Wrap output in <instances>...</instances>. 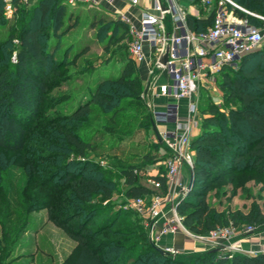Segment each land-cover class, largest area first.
I'll use <instances>...</instances> for the list:
<instances>
[{"label": "trees", "instance_id": "16d2710c", "mask_svg": "<svg viewBox=\"0 0 264 264\" xmlns=\"http://www.w3.org/2000/svg\"><path fill=\"white\" fill-rule=\"evenodd\" d=\"M0 1L5 7L3 1ZM233 1L251 12L264 14V0ZM66 14L65 0H37L29 7L17 6L13 17L15 24L22 22L21 39L18 40L15 66L0 67V153L7 156H19L25 163L26 158L29 157L32 136L40 125L38 120L40 108L51 89L50 83H57L60 79L58 77L61 75V69L66 65L67 55L72 49L68 48L64 52L61 63L55 64V51L58 48L54 52H48L42 43V38L56 40L60 34H66L79 25L77 18L74 24L64 30L65 21L70 13L65 19ZM238 15L244 16L241 12H238ZM36 18H38L37 23H35ZM251 21L256 23L255 19ZM101 23L102 21L99 25ZM211 23L212 18L188 17L189 27L196 32L206 30ZM99 27L98 40L103 38V30L111 29L107 44L116 47L131 33L127 24L118 21L102 23ZM120 29L123 34L115 37L114 34ZM14 38L15 35L12 34L11 40ZM117 49L120 56L119 62L123 64L121 75L115 79L102 80L95 89H91L93 90L91 95L89 93L83 96L84 101L82 98L78 99L73 112L60 118L65 121L64 123L52 122L50 139L53 144L48 148L54 149L55 152L45 159L54 164L53 168H49L51 171L48 174H43L45 178L44 180L41 178L42 181L39 182L36 199H41L44 191L49 190L45 195L47 200L43 202L48 209L49 219L79 246L80 252L74 264H126L128 262L199 264L200 259L196 262L183 261L178 256L162 255L152 243L147 242L144 236H139L137 242L140 241V244L131 245V250L119 254L121 255L119 258L118 256L107 258L105 251L112 250L113 243H116L115 249L118 252L124 251L128 246V243L120 240L111 242L108 235L128 237L135 234H123L113 230L114 225L120 221V215L116 212L104 216L110 211L109 208L95 204L98 196L108 199L112 195V191L106 187L107 183L112 182L110 178L112 174L107 172L109 176L105 180H99L93 174L86 175L85 173L90 169L89 162L79 163L81 165L79 171L71 172L73 162L69 160L68 155L73 154L75 157L84 158L88 151L95 150L91 142L81 138L75 132L77 129L93 130L97 120L104 133L115 136L120 130L117 128L123 127L126 129L124 134L127 136L131 131V125L124 121L138 120L137 115L127 113V110L144 104L142 82L134 62L126 53V48L122 51L119 47ZM78 56L79 54L73 57L70 62L72 65L76 63ZM262 66H264V47L244 57L238 70L224 69L218 75L223 81L222 88L229 92L231 101L239 105V108L222 114L218 111V107L210 102L202 114L201 132L192 140L191 147L196 154L193 170L195 188L188 192L187 199L185 198L178 206L183 225L192 232L206 233L216 229L217 225L220 228L229 224L225 216L219 214L216 216L209 207L207 193L213 186L227 181L230 177L233 184H237L244 178L251 180L254 176L264 182V82L257 81L264 79ZM67 77L69 76L63 75L61 79ZM216 80L218 81V77ZM141 119L145 121L140 126L144 131L153 128L148 116ZM225 123L231 129L230 136L222 128ZM244 126L247 127L251 136H247ZM158 147L161 146L159 144L155 146L157 149ZM146 159L149 160L150 157ZM32 160L30 159L31 164ZM29 167L32 173L31 182H33L38 179L39 172L36 166ZM138 171L139 168L136 166L123 171V177L129 188L127 196L131 199L152 194L148 186L140 183L141 177ZM60 178L65 180L68 192L58 197L56 195L62 186L55 184L50 188V184ZM153 179L160 181L163 191H167L165 175ZM100 216L103 218L96 223L94 218ZM233 219H236L234 215ZM244 219L254 226L264 227V213L260 207H255ZM100 235L104 237L100 238ZM0 250V264H7L5 260L11 257L9 245H6L3 251L0 247ZM208 255L210 257L206 260L208 264H264V252L255 255L238 253L232 259L222 252Z\"/></svg>", "mask_w": 264, "mask_h": 264}, {"label": "rangeland", "instance_id": "374dc122", "mask_svg": "<svg viewBox=\"0 0 264 264\" xmlns=\"http://www.w3.org/2000/svg\"><path fill=\"white\" fill-rule=\"evenodd\" d=\"M3 7L0 1V67L8 65L12 68L15 66V56L19 46L18 40L21 39L22 22L15 24L13 18H7L5 7ZM71 11L83 15L80 24L72 32L60 34L56 40L42 38V43L48 52H54L58 48L55 51V64L57 62L61 63L64 52L68 48L72 49L67 55L66 65L61 69V75L58 77L60 79H58L57 83H50L51 89L46 95L45 103L40 108L38 117L40 125L32 136L29 157L26 158L28 161L25 159V163L19 156H7L0 153V247L3 251L6 245H9L11 257L5 260L7 264L75 263L80 252L78 244L49 219L48 209L44 206L43 202L47 200L45 195L49 190L44 191V196L41 199H36L39 182L45 178L43 174H48L51 171L49 168H53L52 165L54 164L45 159L55 152L54 149L48 148V146L53 144L50 139L51 124L54 121L64 123L65 121L60 120V118L73 112L79 101L78 99L82 98V101H84L83 96L89 93L91 95L93 91L91 89H95L102 80L115 79L120 76L123 64L119 62L120 56L117 48H121V51L126 48V53L130 57L129 47L135 40L130 33L124 41H121L118 47L108 45L107 38L108 34H111V29L109 31L105 29L102 31L103 38L97 42L96 32H98L99 26L102 23L110 22L111 17L101 10L89 8L87 4H84V6H76L75 4L67 6V14ZM100 21L102 23L99 25ZM37 22L38 18H36L35 23ZM65 22L66 28L64 30L73 23V20L69 23L68 19H66ZM90 22H93L91 26ZM95 25L97 26L96 29L95 27L93 28ZM90 29L95 30L92 31ZM122 32L117 31L114 36L119 37L123 34ZM12 34L15 35L14 40H11ZM81 52L84 53L81 54ZM78 54L76 63L72 65L70 63L71 60ZM262 70H264V66H262ZM63 75H68L69 77L61 79ZM257 81L264 82V79L261 78ZM222 83L221 77L218 76V81L216 80L215 83L200 87L196 96L199 106L197 117L199 119L202 118L203 111L210 102L217 106L218 111L222 114L223 112L228 113L230 110L239 108V105L231 101L229 92L222 88ZM142 93L144 104L127 110V113L138 117V120L128 119L124 121L126 124L131 125V131L127 136L124 134L126 129L123 127L117 128L120 129L117 134L122 135V137H118L119 135L117 136V134L115 136L106 134L100 129V122L93 119L96 120L93 130L80 128L75 132L81 138L91 142L95 150L88 151L84 158L75 157L73 154L68 155L69 160L73 162L72 173L79 171V168H81L79 163L86 162L90 164V169L85 173L86 175L93 174L99 180H105L109 176L107 172H111L112 176L110 178L112 182L107 183L106 187L112 191V195L108 199L98 196L95 199V204H100L103 208H109L110 211L104 216L116 212L120 215V221L114 225L113 230L123 234L135 233L128 237L108 235L111 242L120 240L128 243V246L124 251L118 252L115 249L116 243H113V249L105 251L107 258L116 256L119 258L121 256L119 254L129 252L131 245L140 244V241L137 242L139 236L146 237L147 242L152 243L155 247L162 249L166 247L162 241L158 242V244L153 242L150 221L139 215H133L124 209V206L131 201V198L127 196L129 188L126 179L123 177V171L131 166L138 167V174L141 177L140 183L150 187L148 182L150 179L166 175L168 171L166 164L172 158V154L157 139L153 128L144 131L140 127L145 122L141 118L145 116L150 119L152 127L153 122L156 123L153 119L154 111H151L149 104L147 105L143 85ZM96 117L99 118L97 115ZM222 128L230 136L231 129L229 125L225 123ZM244 130L247 136H251L246 126H244ZM195 138L196 133H192V140ZM158 144L161 147L157 149L155 146ZM147 157H150V159L147 160ZM30 159H33L32 164ZM30 165L36 166L39 172L38 179L33 180V182H31ZM184 174L183 183L189 184L191 177L189 170H185ZM64 181L61 178L55 179L50 184V188L55 184L62 186L56 195L58 197H61L64 192H68V186ZM194 188L195 184L188 192ZM185 198L187 199V195ZM34 199L35 201L33 202ZM148 200L149 198L147 203H149ZM207 202L216 216L219 214L229 220V224L223 225L224 227L232 226L236 229V242L239 243L244 254L251 255V253L264 252V227L254 226L244 219L251 214L255 207H260L264 213L263 180L254 176L251 180L244 178L237 184H233L230 177L227 181L216 184L211 188L207 193ZM233 215L236 219H233ZM102 218L103 216H100L94 218V220L97 223ZM249 226L253 227V231L250 234H244V229ZM208 232L203 234L192 233L206 235ZM156 235L155 233L154 237ZM102 237L104 235H100V238ZM169 238L172 239V244L176 248H179L178 245H182L180 247L182 253L178 255V258L183 261L193 260V262H196L200 259L201 261H198L199 264H208L209 262L206 260H208L209 253L218 254V252H221L218 251L217 247L194 242V240L183 233L169 236ZM141 241L143 242V240ZM126 264L133 263L128 262ZM139 264H143V262Z\"/></svg>", "mask_w": 264, "mask_h": 264}, {"label": "built area", "instance_id": "2783aa9c", "mask_svg": "<svg viewBox=\"0 0 264 264\" xmlns=\"http://www.w3.org/2000/svg\"><path fill=\"white\" fill-rule=\"evenodd\" d=\"M2 1L7 18L14 17L17 6L29 7L33 3V0ZM78 1L65 0L69 5ZM123 1L138 6L150 0ZM192 2L205 11L204 19L212 18L211 25L204 31L196 32L189 27V14L178 0H154L153 7L142 12L140 30H130L135 39L129 47L133 62L140 64L147 61L144 46L148 44L154 50L152 73L159 70L166 73L170 79L168 84L158 89V96L168 98L170 103L164 111H154L153 119L157 124L173 126V129L161 134L163 145L172 154L166 164L167 191H163L160 181L150 179L148 182L152 194L131 199L124 209L150 221L155 244L169 236L183 233L194 242L217 247L232 259L235 254L243 253L236 242L235 228L221 227L201 235L193 234L183 225L178 206L188 194L189 184L183 183L182 173L184 169L189 170L190 174L194 170L196 154L191 145L192 133L198 123L196 96L200 87L215 83L224 69L238 70L244 57L264 47V14L251 12L233 0ZM238 12L244 16L240 17ZM252 19H255L256 23H253ZM167 23L171 24L172 31H168ZM167 47H170L169 58L167 64L162 65L160 60ZM184 100L191 102L185 121L180 105ZM252 231L253 227L249 226L243 233L250 234ZM155 233L157 235L154 237ZM163 249L174 257L182 253V250L175 246H166Z\"/></svg>", "mask_w": 264, "mask_h": 264}, {"label": "crops", "instance_id": "0c3cea01", "mask_svg": "<svg viewBox=\"0 0 264 264\" xmlns=\"http://www.w3.org/2000/svg\"><path fill=\"white\" fill-rule=\"evenodd\" d=\"M34 2L36 3L37 0H33V3ZM178 2L181 4V6H183L187 10L189 16L197 18V19L198 18L204 19L205 11L197 4L193 3L192 0H178ZM84 4L85 5L87 4L89 8L101 10L103 13L108 14L111 17L110 19L111 21H118V22H123L127 24L129 26V30L133 28L136 31H139L141 28L142 12L146 8L151 9L154 5V0L142 2L138 6H132L131 4L123 0H89V1L79 0L77 3H75L76 6L77 5L84 6ZM67 6H70V5L68 4ZM69 13H70V15L68 16L69 23L71 20H73L72 24H74L75 20L78 18L79 24H80L83 15L81 13L78 14L72 11ZM92 24L93 22H90V26ZM167 26H168L167 27L168 31L173 30L170 23H167ZM74 29L75 28H73L72 30ZM95 29H90V30L94 31ZM72 30H70V32H72ZM120 31L122 30L120 29ZM96 40L97 42L99 41L98 38ZM144 50L147 56V61L144 63H140V64H137V63H133V64L135 66L138 76L140 77L142 85L144 86L145 98H147V105L149 104L151 111L161 112L165 110L166 106L170 103V100L166 97L158 96V89L160 86L168 84L170 82V79L167 76V74L162 71L155 70V72L152 73V70L154 68L152 65L154 62V50L148 44H145ZM190 103H191L190 100H184L180 104L181 105V115L184 121L188 118V115H189L188 110H189ZM198 110H199V106H198ZM197 121H198L197 126H195L193 130V133L194 134L196 133V137L201 132L202 118L199 119L197 117ZM155 124H156V127L160 135L168 130L173 129V126H165V125H161L157 123ZM185 170L186 169H184V171ZM184 171L182 173V181L185 176ZM178 239L181 240L180 237H178ZM162 242L165 243V246H174L172 244V239L169 237L163 239ZM178 247L180 248L182 247V245L181 246L178 245ZM251 255H255V253H251Z\"/></svg>", "mask_w": 264, "mask_h": 264}, {"label": "water", "instance_id": "95a60500", "mask_svg": "<svg viewBox=\"0 0 264 264\" xmlns=\"http://www.w3.org/2000/svg\"><path fill=\"white\" fill-rule=\"evenodd\" d=\"M169 50H170V47H167L166 49V52L165 54L162 56L161 60H160V63L162 65H166L167 64V61H168V58H169ZM153 131L157 137V139L160 141V143H163L162 141V138H161V135L156 127V124L153 122ZM194 180H195V176L194 174L192 173L191 174V177H190V182H189V186H188V189H191V187L193 186L194 184ZM156 249L162 254V255H169L164 249L162 248H159V247H156Z\"/></svg>", "mask_w": 264, "mask_h": 264}]
</instances>
